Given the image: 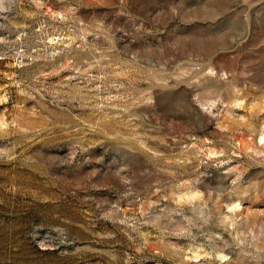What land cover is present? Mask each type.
Returning a JSON list of instances; mask_svg holds the SVG:
<instances>
[{
  "label": "rangeland",
  "instance_id": "obj_1",
  "mask_svg": "<svg viewBox=\"0 0 264 264\" xmlns=\"http://www.w3.org/2000/svg\"><path fill=\"white\" fill-rule=\"evenodd\" d=\"M0 264H264V0H0Z\"/></svg>",
  "mask_w": 264,
  "mask_h": 264
}]
</instances>
